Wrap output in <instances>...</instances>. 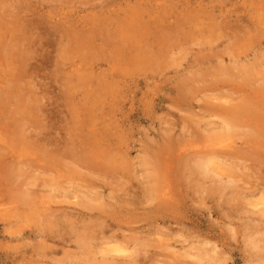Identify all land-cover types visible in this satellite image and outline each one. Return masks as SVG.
Masks as SVG:
<instances>
[{"label": "rangeland", "instance_id": "rangeland-1", "mask_svg": "<svg viewBox=\"0 0 264 264\" xmlns=\"http://www.w3.org/2000/svg\"><path fill=\"white\" fill-rule=\"evenodd\" d=\"M0 264H264V0H0Z\"/></svg>", "mask_w": 264, "mask_h": 264}, {"label": "bare ground", "instance_id": "bare-ground-1", "mask_svg": "<svg viewBox=\"0 0 264 264\" xmlns=\"http://www.w3.org/2000/svg\"><path fill=\"white\" fill-rule=\"evenodd\" d=\"M97 151H98V149H97ZM76 155H77V153H75ZM74 154V155H75ZM79 157V156H78ZM83 157H85V156H83ZM80 158V157H79ZM82 159V158H81ZM85 160V159H84ZM204 165V162H200V163H198V166L199 167H201V168H204V167H202Z\"/></svg>", "mask_w": 264, "mask_h": 264}]
</instances>
